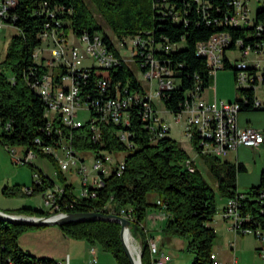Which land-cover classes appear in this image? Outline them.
<instances>
[{
  "label": "trees",
  "instance_id": "obj_1",
  "mask_svg": "<svg viewBox=\"0 0 264 264\" xmlns=\"http://www.w3.org/2000/svg\"><path fill=\"white\" fill-rule=\"evenodd\" d=\"M44 4H47L49 12L60 7L56 18L69 22L78 36L85 31L99 32L105 42L112 46L109 34L104 32L98 16L115 37L121 39L142 35L145 41L152 43L150 45L154 48V57L173 72L175 87L163 92L161 102L175 117L184 112L197 88L199 94L203 95L211 87V69L206 59L198 55V44L208 41L219 32L230 34L233 39L232 50L238 40H242L245 47L253 48L264 41V4L257 9V17L252 26L233 27L222 24L231 11L229 0H209L207 5L197 4L194 0H18V6L13 11L15 18L10 23L20 33L12 38L6 57L0 63V143L5 148L33 150L38 153V157L48 158L56 165L52 156L41 153V147L56 144L57 136L48 135L46 104L32 86L47 73V69L38 65L33 56L42 43L41 34L48 24L53 25L49 12L42 13ZM260 25L263 31L258 35L257 27ZM183 41L187 44L185 49H171ZM162 47L169 50L166 52ZM117 56L120 57L118 53ZM135 60L138 71L144 72L142 56L137 55ZM226 69L233 70L235 76V68L228 60L223 70ZM99 77L96 69L91 71L90 78L82 86L84 99L88 96L92 99L101 98L96 87ZM110 77L112 96H115L114 86L118 84L122 92L126 87L131 93L146 94L143 83L123 60L110 72ZM237 94L241 112H264L263 109L254 108L252 90L240 88ZM243 96L248 99V103L243 101ZM129 112V126L111 121L99 123V139H94L91 119L79 128L66 129L73 136V145L77 151L97 156L101 152L123 155L125 169L122 174L114 172L105 177L103 186L94 190L96 196L86 198L75 194V187L67 182L59 169L64 193L57 200L59 210L55 213L126 211L133 218L132 234L141 244L142 264H152L145 222L149 212L155 209L164 210L169 215L162 230L164 238L187 241L188 251L195 255L192 264H211L217 232L210 225L218 211L217 193L225 200L238 198L241 215L248 219L243 223L244 228L264 234V171L259 185L246 193H239L238 176L246 172L245 166L204 155L200 134L195 130L190 142L208 169L213 181L210 183L194 162L195 172L189 171L185 163L191 157L169 137L170 130L164 137L157 138L147 127L140 105L133 106ZM95 116L96 113L91 112V118ZM57 124L62 127L59 121ZM123 133H127L128 142L122 141ZM34 165L29 164L33 173L39 174L41 184L33 182L29 195H45L56 182ZM2 192L5 197L23 196L19 186H6ZM153 196L157 200L154 201ZM5 213L30 217L53 215L52 212L28 207ZM58 227L70 239L84 240L90 246H100L114 256L117 264H131L123 248L122 227L119 223L87 221L66 223ZM36 228L0 220V264H60L53 259L25 253L21 249V235Z\"/></svg>",
  "mask_w": 264,
  "mask_h": 264
},
{
  "label": "built area",
  "instance_id": "obj_2",
  "mask_svg": "<svg viewBox=\"0 0 264 264\" xmlns=\"http://www.w3.org/2000/svg\"><path fill=\"white\" fill-rule=\"evenodd\" d=\"M197 4L207 5L209 0H194ZM259 7L264 4V0H258ZM231 11L222 24L233 27L252 26L257 17V11L253 15L249 6V0H229ZM18 6V0H0V31L6 26H12L10 21L14 20L13 11ZM42 13L49 12L47 4L42 7ZM61 10L56 7L49 12L53 19V25L48 24L41 34V45L34 52V59L38 65L47 69V73L41 81L33 84V88L42 96L46 104L45 117L48 121V135L57 136L56 144L41 147V153L53 157L62 173L68 172L72 167H76L78 175L82 179L81 198L89 196L95 197L98 188L103 186V179L117 172L122 174L125 169L124 156L101 152L98 156L89 152H79L73 145V136L68 130L79 128L81 125L76 121L79 110L86 108L90 112H95L96 116L91 119V129L94 131V139L100 137L99 123L113 122L115 124L130 125L129 110L135 105H140L143 109V119L147 123L152 133L157 138L164 137L169 131V127L158 116L157 101H161L164 91L172 90L175 87L173 72L168 66L154 57V48L150 42L145 41L142 35L134 37H116L125 53L130 54V61L135 64V57L141 55L143 58L142 72L144 82L148 87L146 94L131 93L128 88L122 92L118 85L114 86L115 96L111 95L112 79L110 72L115 70L125 59V54L115 44V37H110L112 46L103 39L102 33L85 31L77 35L71 28L69 22L56 18V12ZM178 20V19H176ZM263 31L260 25L257 27V34ZM148 43V44H147ZM233 39L227 32H219L211 36L208 41L201 42L197 46L198 55L204 57L211 69V75L216 77L219 70H223L225 62L228 60L235 68V81L238 89L252 90L254 95V108L264 110V98L257 97V91L261 87L264 90V41L257 43L255 48L244 46L242 40L235 42L232 50ZM84 46V47H82ZM164 51L169 48L162 47ZM157 51V50H156ZM237 52L238 57L234 60L229 57V53ZM117 53L120 57L117 56ZM50 54L48 57L47 55ZM253 55L255 61L249 58ZM258 57V58H257ZM90 60L91 65H85ZM131 68V67H130ZM96 69V74L100 77L96 82V87L101 98L92 99L82 96L83 85L90 78L91 71ZM104 97V98H103ZM243 101L248 103V99L243 96ZM241 113L240 102L233 101H207L203 95L199 94V88L193 92L192 99L187 103L184 112L177 116V120H182L186 115V135L189 140L193 137V131L200 134V145L202 153L218 158L227 157L236 152L241 147L258 149L264 144V131L252 126L241 127L239 125V115ZM57 121L62 124L60 127ZM10 127L8 126L7 129ZM68 129V130H66ZM66 130V132H64ZM123 142H128L127 133L121 135ZM16 165L34 164L38 158V153L33 150H25L16 147L6 148ZM94 159L93 174H88V169L84 166L87 156ZM193 160H187L186 166L190 172H195ZM33 181L41 184L40 176L37 172L33 175ZM28 189L27 193L31 194ZM64 189L61 185H55L49 189L45 196L46 206L53 210V215L63 216L67 213L59 212L57 200L62 197ZM240 193V192H239ZM159 205H162L158 201ZM238 198L227 200L222 211V218L228 224L229 230L240 235H253L261 244L258 251L264 261V234L260 231L256 233L252 229H245L243 218L239 210ZM156 215V219L166 221L169 215L164 211ZM122 216L130 221L133 218L126 211L120 213L110 212ZM52 215V216H53ZM146 230V228H145ZM148 246L152 257V264H167L169 258L160 249V241L154 236H150L146 230ZM91 264H97L96 249H91ZM212 263L216 264V255L211 256ZM60 264H70L69 257Z\"/></svg>",
  "mask_w": 264,
  "mask_h": 264
},
{
  "label": "rangeland",
  "instance_id": "obj_3",
  "mask_svg": "<svg viewBox=\"0 0 264 264\" xmlns=\"http://www.w3.org/2000/svg\"><path fill=\"white\" fill-rule=\"evenodd\" d=\"M88 2V0H86ZM249 6L252 14H255L257 9L259 8L258 0H249ZM99 23L104 27V32L109 34L112 38H114V34L110 29L106 28L103 21L98 17ZM20 33L19 29L13 26H6L0 31V63L5 59L8 49L11 45L12 38ZM115 44L117 47L125 54V59L128 62V65L134 70L138 79L144 84L146 87L147 84L144 82L143 75L138 71L135 64L130 61V54L125 53L121 44L116 40ZM84 47V46H82ZM187 47L185 41L172 46V50H183ZM231 59H235L238 57L237 52L228 54ZM48 57L50 54L47 55ZM258 58V57H257ZM250 61H255V57L251 55L249 58ZM92 62L87 60L85 65L89 66ZM211 85L214 87L212 90L206 91V98L209 100H214L215 98L221 100L226 99L229 95H232L233 101H235L236 93L238 90L234 71L231 69L219 70L216 78L213 77L211 80ZM148 87V86H147ZM146 87V88H147ZM149 89V87H148ZM257 97L259 99L264 98V90L260 87L257 91ZM158 109V116L161 120L169 127L170 134L169 137L175 140L182 149H184L193 160L197 158V165L200 167L201 172L204 177L212 183V179L210 174L208 173L207 167L201 159L197 156L198 153L194 151L189 138L186 135V115L183 114L182 120L179 122L177 117L172 115L169 111L166 110L163 102L157 101L156 103ZM91 118V112L86 108L79 110L78 117L76 121L80 125H85L89 122ZM123 156V155H121ZM223 162H229L231 160L230 157L221 158ZM253 161V159H252ZM254 162V161H253ZM248 162V163H253ZM34 166L41 170L45 175L49 178L53 179L57 185L62 184V180L58 175L59 167L48 158H40L38 157L34 161ZM84 166L88 169V174H93V166L94 159L93 156H87ZM3 175V176H2ZM7 175V176H6ZM15 175L19 176V179L25 181V185L21 184L19 186L22 195H18L16 197H8V199L2 194L0 190V211L3 212H14L18 209L24 207L38 209L46 212H52L53 210L48 208L45 203V196L43 194L29 195L27 193L29 188L33 187V171L29 165H16L15 163H11V166L4 164L0 161V178L4 177L5 179H10L13 181ZM64 177H66L67 182L73 184L75 187V194L80 195L82 191V179L78 175L76 167H72V169L68 172L63 173ZM9 176V177H8ZM7 182V186L9 188H13L14 186H18L13 182ZM23 183V182H22ZM4 189V188H3ZM225 199H222L220 195L217 193V202H218V211L216 215L221 213L220 208L224 203ZM6 203H11L13 206L11 208H1L6 205ZM14 207H19L13 209ZM3 209V210H2ZM9 209V210H8ZM25 216V215H24ZM215 220V218H214ZM214 222V221H213ZM215 228L219 229L217 232V239L213 245V251H215L218 255L219 259L226 258L231 261L235 257L238 260V264H264V261L261 257V252L257 250V248L261 247L259 241L253 235L239 236L234 232L222 228L220 224L213 225ZM225 226V225H224ZM228 226V225H226ZM225 226V227H226ZM133 235V234H132ZM134 237V236H133ZM136 244H138L139 251L141 252V244L134 237ZM176 239L173 244L169 243V241L164 245L163 252L169 258V264H192L195 258V255L188 251L187 249V241L180 239ZM69 242H72L71 245ZM88 244L84 240H75L68 238L65 236L60 228L57 225L47 226V227H38L36 229H30L23 233L19 239V245L21 249L28 254L39 258H48L53 259L57 262H65L68 257L73 254L78 255V260L81 264H89V260L87 259V253L85 252L83 245L80 244ZM85 246V245H84ZM98 251L96 255L97 264H117L114 256L103 250L100 246H95Z\"/></svg>",
  "mask_w": 264,
  "mask_h": 264
},
{
  "label": "crops",
  "instance_id": "obj_4",
  "mask_svg": "<svg viewBox=\"0 0 264 264\" xmlns=\"http://www.w3.org/2000/svg\"><path fill=\"white\" fill-rule=\"evenodd\" d=\"M212 89H214V87L211 85L209 90H212ZM203 96L207 101H213V100H209L208 98H206V92L203 94ZM232 99H233L232 95H229L226 99L219 100V99L215 98L214 100L233 102ZM237 99H238V94L236 93L235 101ZM239 125L241 127L252 126L256 129L264 131V112L263 111L262 112L261 111H244V112H241L239 115ZM230 156H231V160L229 161L230 163L243 164L246 168V172H243V173L239 174V176H238V191L240 193H246L250 188L259 185L261 174L264 171V144L262 146H260L258 149L241 147L236 152L229 154L227 157H230ZM197 157L200 159L199 156H197ZM121 158H122V156H121ZM252 159L254 162L252 161ZM0 161L4 164V166H7V165L11 166V163H13L10 154L8 153L6 148L1 143H0ZM193 162H194L195 166L200 170V167L197 165V158H194ZM248 162H253V163H248ZM10 181L11 180L9 178L8 179H5L4 177L0 178V190H1V192L3 191V188L7 186L6 183L10 182ZM11 182H13L14 184H16L18 186H22L21 184H24L23 186H26L25 181H22L21 179H19L18 175L17 176L15 175V178ZM2 196H3V194H2ZM6 198L8 199V197H6ZM152 199L154 201L157 200L156 196H153ZM226 203H227V200H224V203L222 204V206L220 208L221 213H219V215L215 216L214 222H212L210 225L211 227H213L216 230V232H219V229H217L213 226L214 223L215 224L218 223L221 226L223 225L222 228L229 230V226H226L228 224L222 218V211H223ZM6 206H8V208H11L13 205L11 203H6V205H4V207H1V208H6ZM16 208H19V207H14L13 209H16ZM159 211H160L159 209H155V210L149 212V215H148L147 220L145 222V228L148 231L150 236H154L156 239H158L160 241V249H161V251H163L162 248L164 247V245H166V243L168 241H169V243L173 244L176 239L163 237L162 230H163L165 221H161L159 219H156V217H157L156 215L158 214ZM236 235L243 236L240 234H236ZM69 243L71 244L72 242H69ZM71 245H73V244H71ZM80 245H83L82 247L84 248L85 252L87 253V259L89 260V264H91V259H92L91 258V256H92L91 249L93 247L96 249V247L90 246L89 244H82V243ZM257 250H258V248H257ZM213 252L216 255V264H238V260L235 257L231 261L229 260V258L228 259H226V258L225 259L224 258L219 259L217 253L215 251H213ZM97 253H98V251L96 250V255H97ZM69 259H70V264H81V262H79V260H78V255L73 254L72 256L69 257ZM167 264H169V263H167Z\"/></svg>",
  "mask_w": 264,
  "mask_h": 264
},
{
  "label": "water",
  "instance_id": "obj_5",
  "mask_svg": "<svg viewBox=\"0 0 264 264\" xmlns=\"http://www.w3.org/2000/svg\"><path fill=\"white\" fill-rule=\"evenodd\" d=\"M0 220L14 224L17 226H29V227H47V226H60L66 223L74 222H87V221H112L117 222L122 227V243L124 251L129 258L131 264H136L135 258L131 255L125 241L124 232L130 230L132 233L133 223L132 221L115 214H109L104 212H88V213H68L63 216H49V217H30L24 215L8 214L0 211ZM138 262L142 264L141 252L138 254Z\"/></svg>",
  "mask_w": 264,
  "mask_h": 264
},
{
  "label": "bare ground",
  "instance_id": "obj_6",
  "mask_svg": "<svg viewBox=\"0 0 264 264\" xmlns=\"http://www.w3.org/2000/svg\"><path fill=\"white\" fill-rule=\"evenodd\" d=\"M124 241L131 253V255L135 258L136 264H139L138 262V254L140 253L138 244H136L135 239L131 233L130 230H125L124 232Z\"/></svg>",
  "mask_w": 264,
  "mask_h": 264
}]
</instances>
